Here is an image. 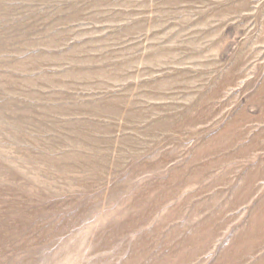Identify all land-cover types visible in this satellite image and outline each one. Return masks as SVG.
<instances>
[{"label":"rangeland","instance_id":"1","mask_svg":"<svg viewBox=\"0 0 264 264\" xmlns=\"http://www.w3.org/2000/svg\"><path fill=\"white\" fill-rule=\"evenodd\" d=\"M0 264H264V0H0Z\"/></svg>","mask_w":264,"mask_h":264}]
</instances>
